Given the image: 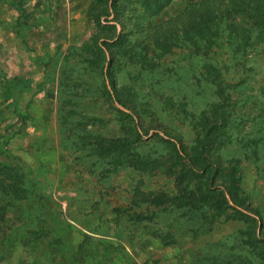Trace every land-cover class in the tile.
I'll use <instances>...</instances> for the list:
<instances>
[{
	"label": "rangeland",
	"instance_id": "rangeland-1",
	"mask_svg": "<svg viewBox=\"0 0 264 264\" xmlns=\"http://www.w3.org/2000/svg\"><path fill=\"white\" fill-rule=\"evenodd\" d=\"M225 6L0 0V264H264V42L185 37Z\"/></svg>",
	"mask_w": 264,
	"mask_h": 264
},
{
	"label": "trees",
	"instance_id": "trees-1",
	"mask_svg": "<svg viewBox=\"0 0 264 264\" xmlns=\"http://www.w3.org/2000/svg\"><path fill=\"white\" fill-rule=\"evenodd\" d=\"M159 1L142 0L143 5L147 9L153 8V11L160 10L168 2V0ZM185 13L190 22L188 25L189 30L185 32V37L192 44L195 43L193 36L209 38L212 35L210 32L216 31V21L218 22L222 17L227 19L225 29L229 30L230 39L239 36L243 40V44L252 46L254 43H250L249 39L250 33L254 32L256 39L254 42H264V0H226V6L222 12H217L215 8H206L202 11L188 9ZM219 16L221 17L218 18ZM231 33L235 34V37H231ZM118 102L120 101L118 100ZM209 142L207 131L202 140H197L195 148L197 151H195L194 155L199 161L204 159L203 151L208 150ZM174 152L177 154L178 150L175 149Z\"/></svg>",
	"mask_w": 264,
	"mask_h": 264
}]
</instances>
